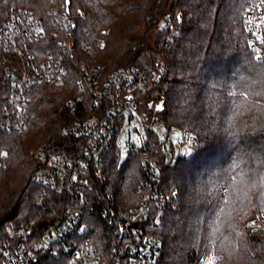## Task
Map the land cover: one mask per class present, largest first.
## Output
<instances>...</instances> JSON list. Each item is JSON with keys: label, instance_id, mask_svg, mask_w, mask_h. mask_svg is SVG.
<instances>
[{"label": "trees", "instance_id": "obj_1", "mask_svg": "<svg viewBox=\"0 0 264 264\" xmlns=\"http://www.w3.org/2000/svg\"><path fill=\"white\" fill-rule=\"evenodd\" d=\"M261 1L71 0L77 64L104 66V78L128 67L149 80L154 72L162 75L144 98L145 111L146 102L163 99L159 116L168 133L189 131L197 141L190 157L181 155L173 164L164 163L168 151L157 144L124 162L114 149L105 159L100 189L113 194L116 208L141 198L138 188L148 179L145 158L159 162L164 191H178L159 210L160 227L150 231L163 248L160 264H195L204 253L218 258V264H264V239L249 227L264 213V60L250 48L243 19ZM14 6L37 18L46 17L48 8L46 0H0V13ZM77 78L70 66L64 82L32 88L20 130L3 126L10 89L0 80V264L6 262L3 250L15 228L33 227L41 234L68 205L33 174L47 159L40 151L69 150L74 140L64 129L95 109L87 96L84 103L65 108L81 94ZM91 207L102 205L88 206L86 215L87 237L99 240L100 229L108 227ZM38 264H67V257L43 254Z\"/></svg>", "mask_w": 264, "mask_h": 264}, {"label": "built area", "instance_id": "obj_2", "mask_svg": "<svg viewBox=\"0 0 264 264\" xmlns=\"http://www.w3.org/2000/svg\"><path fill=\"white\" fill-rule=\"evenodd\" d=\"M46 2V17L37 18L20 6L12 7L6 15L0 13V80L8 82L10 89L3 126L11 130L24 128L32 88L64 82L70 66L77 70L81 94L77 100L68 101L65 108L84 103L87 96L92 98L95 109L90 116L64 129V135L74 140L69 150L40 151L39 157L47 159L33 174L34 180L57 192L68 205L59 220L41 234L33 227L15 228L10 235L12 243L3 250L5 264H38L43 254L65 255L67 264H160L163 248L150 231L160 227L159 210L170 205L178 191H164L159 162L145 158L143 167L148 179L138 188L141 198L126 209L116 208L113 194L103 193L100 187L105 159L111 150H115L119 162H124L131 153L146 152L156 144L168 151L172 144L171 132L159 116L164 100L146 102L148 112L143 107L144 98L162 75L154 72L149 80L138 68L128 67L104 78L102 65L80 67L72 37L74 19L66 10L65 0ZM243 19L250 48L259 61L264 60V1L253 5ZM104 46L101 41L100 48ZM165 68L159 64L161 72ZM180 140L186 143L181 150L184 153L197 145L189 131H182ZM164 163H174L168 152ZM44 199V195L38 198ZM95 202L102 207H91L92 211L95 209L108 227L100 229L99 240L87 237L91 230L87 207ZM250 228L264 239V214L255 217ZM195 264L217 261L204 253Z\"/></svg>", "mask_w": 264, "mask_h": 264}, {"label": "rangeland", "instance_id": "obj_3", "mask_svg": "<svg viewBox=\"0 0 264 264\" xmlns=\"http://www.w3.org/2000/svg\"><path fill=\"white\" fill-rule=\"evenodd\" d=\"M168 22L169 21H166V24L169 26ZM151 34H154V33H151ZM181 134H182V131H180V130H173L171 132V134H170L171 135V139H172V144H169V146L167 147V149H168V155L170 156V158L172 157L173 160H176L181 155L186 156V157H190L193 154L194 150L196 149V147H194V149L193 148H190L185 153L182 152L181 150H182V148H184L186 146V143H182L181 142V140H180ZM122 158H124V157H122ZM262 214H264V213H262ZM262 214H259L258 216H260ZM214 258L216 259L217 264H218V258H216V257H214Z\"/></svg>", "mask_w": 264, "mask_h": 264}, {"label": "water", "instance_id": "obj_4", "mask_svg": "<svg viewBox=\"0 0 264 264\" xmlns=\"http://www.w3.org/2000/svg\"><path fill=\"white\" fill-rule=\"evenodd\" d=\"M66 10L68 12V14H70V11H71V0L69 3H66ZM74 28H75V23H74Z\"/></svg>", "mask_w": 264, "mask_h": 264}, {"label": "snow or ice", "instance_id": "obj_5", "mask_svg": "<svg viewBox=\"0 0 264 264\" xmlns=\"http://www.w3.org/2000/svg\"><path fill=\"white\" fill-rule=\"evenodd\" d=\"M65 2H66V3H69V2H70V0H65Z\"/></svg>", "mask_w": 264, "mask_h": 264}]
</instances>
